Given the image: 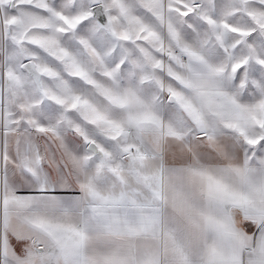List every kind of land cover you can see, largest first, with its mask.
I'll use <instances>...</instances> for the list:
<instances>
[{"label": "snow or ice", "instance_id": "6c2138e0", "mask_svg": "<svg viewBox=\"0 0 264 264\" xmlns=\"http://www.w3.org/2000/svg\"><path fill=\"white\" fill-rule=\"evenodd\" d=\"M0 264H264V0H0Z\"/></svg>", "mask_w": 264, "mask_h": 264}]
</instances>
